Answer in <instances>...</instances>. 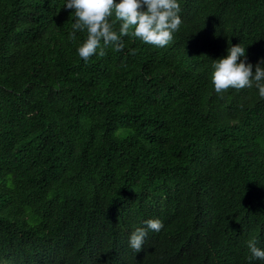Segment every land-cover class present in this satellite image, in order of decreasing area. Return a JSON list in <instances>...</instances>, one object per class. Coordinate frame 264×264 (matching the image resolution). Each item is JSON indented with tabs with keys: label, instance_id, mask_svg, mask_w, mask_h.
<instances>
[{
	"label": "trees",
	"instance_id": "obj_1",
	"mask_svg": "<svg viewBox=\"0 0 264 264\" xmlns=\"http://www.w3.org/2000/svg\"><path fill=\"white\" fill-rule=\"evenodd\" d=\"M64 3L0 0V264H264V97L211 81L230 43L264 57V0H181L167 45L87 60Z\"/></svg>",
	"mask_w": 264,
	"mask_h": 264
},
{
	"label": "clouds",
	"instance_id": "obj_2",
	"mask_svg": "<svg viewBox=\"0 0 264 264\" xmlns=\"http://www.w3.org/2000/svg\"><path fill=\"white\" fill-rule=\"evenodd\" d=\"M64 7L75 11L70 35L75 38V30L86 29L87 35L77 48L85 60L97 53L106 55L104 46L123 49L125 36L163 47L173 39L183 22L181 0H65ZM113 13L119 20L118 30L114 27L116 20L109 19ZM129 51L135 53L136 49ZM211 81L217 93L229 87L242 89L255 85L259 96L264 97V57L254 65L241 42L230 43L225 55L213 59ZM143 225L136 227L129 238L130 247L137 252L144 248L150 229L159 232L164 227L159 217L148 218ZM247 245L251 252L249 260L264 261V247L258 246L255 237L249 239Z\"/></svg>",
	"mask_w": 264,
	"mask_h": 264
}]
</instances>
